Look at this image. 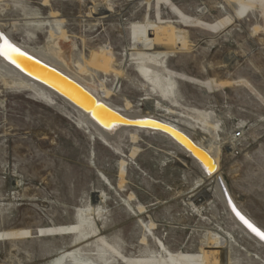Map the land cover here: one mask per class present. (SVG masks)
Segmentation results:
<instances>
[{
  "label": "rangeland",
  "instance_id": "1",
  "mask_svg": "<svg viewBox=\"0 0 264 264\" xmlns=\"http://www.w3.org/2000/svg\"><path fill=\"white\" fill-rule=\"evenodd\" d=\"M49 21L61 27L52 41L39 25ZM0 22L23 46L59 42L114 106L166 119L156 102L211 113V132L176 124L196 144L216 141L218 176L264 232V0H0ZM162 37L179 107L152 93L131 59L135 43ZM4 82L0 264H47L77 238L79 210L97 205L94 234L79 247L102 250L99 264H264V246L226 215L212 179L174 143L127 130L108 148L61 102Z\"/></svg>",
  "mask_w": 264,
  "mask_h": 264
},
{
  "label": "bare ground",
  "instance_id": "2",
  "mask_svg": "<svg viewBox=\"0 0 264 264\" xmlns=\"http://www.w3.org/2000/svg\"><path fill=\"white\" fill-rule=\"evenodd\" d=\"M39 25L48 26L50 28V33H52V35L49 37V39L51 41L52 38L57 39L61 34V27L58 21H49L47 22V24ZM9 27L8 25L0 22V35H2L5 40H7L14 48H17L18 50L44 63L48 67L58 71L68 80L78 85L82 90L86 91L90 96L94 98V100H90L88 96L83 95L78 89L69 85L70 83H67L60 78H54V76L50 74L46 75L43 71H39L37 69L29 67L21 58L15 55V52H9V58H5V56L3 55V58L0 57V77L2 76L3 81L6 79V83L4 82L5 84L28 91L34 94L35 98L38 101L52 107H58V102H61L62 108L68 109L74 115L78 126L91 132V134L95 135L103 145L111 149H117L116 145L119 141V138H121L123 133L127 130L146 131L147 133L159 134L164 136L170 142L181 148L198 165V167H200L208 180L212 179V187L216 195L220 199L225 209L226 215H228V217L234 222V224L242 229L250 237L254 238L259 244L264 246V239H261V237L253 232L241 220V218L237 217L236 214H232L227 209L225 198L220 191V182L222 183L225 192L227 193L233 204H236L232 200V196L229 194L224 182L218 176L219 148L216 145V141L211 138L210 141L206 145H204L205 143L196 144L194 140H192L194 145L197 147L196 148L193 145L185 142L179 135L171 131L169 128L152 121L154 120L164 123L178 131H180V128L176 124L177 121H187L193 124L199 123L203 130H205L206 132H211L215 128H217V121L214 120L211 113L182 109V107L180 109L183 112L177 113L175 110L162 107L159 102H156V107L163 108V110H165V112L167 113L169 119H166L164 116L158 118L155 117L152 113H143L140 110L131 111L132 109H122L114 106L109 102L103 100L97 94L96 87L94 86L92 81L89 80V78L79 74L73 69V67H71L69 56L67 52L63 50L64 46H61L59 42L48 45L44 50L33 49L28 46H23L20 43L14 41L13 37L11 36L12 30H10ZM170 41V38L162 37L160 39L148 41L140 45L135 43L133 46V50L135 52L131 54V59H133L135 71L141 79L145 80V82L149 84L151 92L159 95L160 98L165 100L166 102L179 107L178 102L174 96L175 82L168 74L165 67V58L170 45ZM23 66H25V68H23ZM15 67H17V69H20L22 72L32 75L38 81H44L54 89L71 98L77 103V105H79V107L87 112H90L91 117L95 119L96 123L106 126L108 129L113 125L115 126H113L112 130H110L109 132L99 130L90 122V116H86L83 110L80 111L72 108L63 100L58 98L56 94H54V92L42 86L38 82L27 78L25 74L17 70ZM96 103H101L102 105L107 106L117 114L110 111L108 112V110H105L101 104L98 106L96 105ZM64 113L66 114V112ZM122 117L129 120L146 119L138 122V126L144 127L145 129L135 127H119V124L128 123V121L124 120ZM150 129H159L168 132L177 142H175L166 134L155 132ZM209 166L211 167L210 169ZM97 206L91 209L88 208L86 210H79V229L77 238L72 243L70 249L61 251L50 261L48 260L47 264H99L100 261L104 260L105 254L102 250H97L94 255H87L83 253L86 250L79 247L81 242L85 241L88 238H92V234H94L92 232L93 229L91 227V223L95 221L96 217H99L100 215V211ZM244 215L246 216V214ZM246 217L251 222H253L248 216ZM254 225L257 226V224L255 223ZM79 240L81 241L79 242ZM85 242L87 243L88 241Z\"/></svg>",
  "mask_w": 264,
  "mask_h": 264
},
{
  "label": "water",
  "instance_id": "3",
  "mask_svg": "<svg viewBox=\"0 0 264 264\" xmlns=\"http://www.w3.org/2000/svg\"><path fill=\"white\" fill-rule=\"evenodd\" d=\"M4 40L5 38L0 35V48L3 46V43H4ZM17 49V48H16ZM19 53L21 54H15L17 57L21 58L29 67L33 68V69H37L39 71H43L46 75H52L54 76V78H60L62 80H64L65 82L67 83H70L69 85L73 86L74 88L78 89L83 95L85 96H88L90 98V100H94V98L92 96H90L86 91L82 90L78 85H76L75 83H73L72 81L68 80L66 77H64L63 75H61L58 71L48 67L47 65H45L44 63L38 61L37 59H35L34 57H31L29 56L28 54L22 52L19 50ZM1 58H3L2 55H0ZM11 64V63H10ZM14 66V65H12ZM17 69V67H15ZM23 68H25V66H23ZM19 70L20 72H22L20 69H17ZM23 74H25V76H27V78H30L31 80L35 81V82H38L39 84H41L42 86L48 88L49 90H51L52 92H54V94H56V96L58 98H60L61 100H63L66 104H68L69 106H71L72 108L76 109V110H83V112H85L86 116H90V122L96 126L99 130L101 131H104V132H109L110 130H112L113 126H111L109 129L106 127V126H103V125H100L98 123H96L95 119H93V117H91V113L90 112H87L85 111L84 109H82L81 107H79V105H77V103L75 101H73L71 98H69L68 96H66L65 94L61 93L60 91L54 89L53 87H51L49 84L45 83L44 81H38L36 80L32 75L28 74V73H25V72H22ZM101 103H96V105H100ZM102 105V104H101ZM103 108L105 110H108V112H114L113 110H111L110 108H108L107 106L105 105H102ZM116 113V112H114ZM117 114V113H116ZM123 118V117H122ZM124 120L128 121V123H122V124H119L118 126L119 127H135V128H141V129H145L144 127H140L138 126V122L139 121H143V120H146V119H135V120H129L127 118H123ZM153 122H156L158 124H161L167 128H169L171 131L175 132L177 135H179L185 142L193 145L194 147H196L193 143V141L187 136L185 135L184 133H182L181 131H178L164 123H161V122H157V121H154L152 120ZM150 130H153L155 132H161L163 134H166L168 135L169 137H171L175 142H177L173 137L172 135H170L168 132H165V131H162V130H159V129H150ZM180 144V143H179ZM197 148V147H196ZM199 168V167H198ZM211 167L209 166V169ZM201 170V169H200ZM220 191H221V194L223 195V197L225 198V202H226V206H227V209L229 210V212H231L232 214H236L237 217L241 218L243 217V222L246 220L248 221L249 224H251L253 227H255L256 229H258L260 232H262L257 226L254 225L253 222H251L243 213L241 210H239L236 205L233 204V202L231 201V199L228 197L227 193L225 192V189L222 185V183L220 182ZM239 214V215H237ZM247 225V224H246Z\"/></svg>",
  "mask_w": 264,
  "mask_h": 264
},
{
  "label": "snow or ice",
  "instance_id": "4",
  "mask_svg": "<svg viewBox=\"0 0 264 264\" xmlns=\"http://www.w3.org/2000/svg\"><path fill=\"white\" fill-rule=\"evenodd\" d=\"M9 52H15L17 54H21L19 53V50L14 48L7 40H4L3 43V47L0 48V55L5 56V58H9ZM239 215V214H237ZM241 219L243 220V217H241ZM245 224H247V226L253 231L255 232L258 236L261 237V239H264V232H260L258 229H256L255 227H253L251 224L248 223V221H244Z\"/></svg>",
  "mask_w": 264,
  "mask_h": 264
},
{
  "label": "built area",
  "instance_id": "5",
  "mask_svg": "<svg viewBox=\"0 0 264 264\" xmlns=\"http://www.w3.org/2000/svg\"><path fill=\"white\" fill-rule=\"evenodd\" d=\"M233 138L236 139V140H237V139H240V138H241V132H239V131L236 132V133L234 134Z\"/></svg>",
  "mask_w": 264,
  "mask_h": 264
}]
</instances>
